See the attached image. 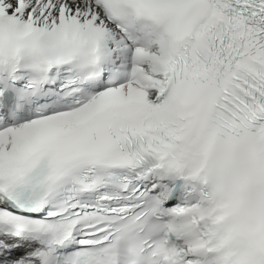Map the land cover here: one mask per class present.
Segmentation results:
<instances>
[{
    "label": "snow or ice",
    "instance_id": "1",
    "mask_svg": "<svg viewBox=\"0 0 264 264\" xmlns=\"http://www.w3.org/2000/svg\"><path fill=\"white\" fill-rule=\"evenodd\" d=\"M0 264H264V0H0Z\"/></svg>",
    "mask_w": 264,
    "mask_h": 264
},
{
    "label": "clouds",
    "instance_id": "2",
    "mask_svg": "<svg viewBox=\"0 0 264 264\" xmlns=\"http://www.w3.org/2000/svg\"><path fill=\"white\" fill-rule=\"evenodd\" d=\"M193 111V120L198 121L201 126H203L204 110L199 106H194ZM186 129L187 125L178 133L177 155L181 166L185 169H189L207 163L213 154V149L207 142V135L201 136L200 140L194 146H191L186 136ZM208 131H210V129H208Z\"/></svg>",
    "mask_w": 264,
    "mask_h": 264
}]
</instances>
